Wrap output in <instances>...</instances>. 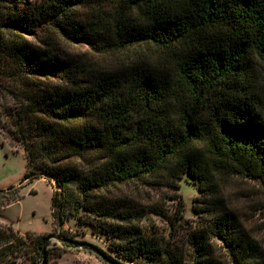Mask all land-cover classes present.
<instances>
[{
    "label": "trees",
    "instance_id": "16d2710c",
    "mask_svg": "<svg viewBox=\"0 0 264 264\" xmlns=\"http://www.w3.org/2000/svg\"><path fill=\"white\" fill-rule=\"evenodd\" d=\"M61 39H88L99 53L147 46L158 55L93 71L62 56ZM259 64L264 0H0V100L14 101L0 103L5 130L24 147L23 181H54L51 214L61 227L26 238L0 221V264H49L52 238L57 257L82 242L106 264H264L221 194L235 177L264 188V131L240 129L262 106ZM184 174L205 205H195V224L184 220L181 197L173 213L153 208L167 217L169 237L142 228L145 209L102 194L147 176L178 188ZM12 187L0 188V206L24 198ZM68 216L109 236V250L75 239L63 229Z\"/></svg>",
    "mask_w": 264,
    "mask_h": 264
},
{
    "label": "rangeland",
    "instance_id": "374dc122",
    "mask_svg": "<svg viewBox=\"0 0 264 264\" xmlns=\"http://www.w3.org/2000/svg\"><path fill=\"white\" fill-rule=\"evenodd\" d=\"M81 11L80 18L82 23L87 27V32L92 33L93 31L87 24V22L89 23L93 20L92 13L88 9ZM58 46L62 56L68 57L72 62L76 60L82 61L87 70L93 71L103 67L114 69L121 64H127L126 62L129 60L135 61L140 57L155 60L158 55L153 48L147 46L128 48L113 53H99L93 48L92 42L88 39L76 41H64L61 39ZM257 69L258 71L255 70L257 78L254 81V93L261 97L262 106L254 115L251 123L240 127L246 133L253 131L263 133L264 131V66L259 64ZM57 81L58 79H54L55 83ZM59 83L65 84L63 81ZM0 103L11 106L14 101L9 99V101L4 103L1 99ZM4 112L5 107L0 106V188H8L13 185L12 191L19 190V193L24 198L19 201H11V204L7 206H0V221L13 225L14 229L26 238L29 232L37 234L51 232L56 226L57 230H60L59 220H54L51 214L54 181H50L45 176L30 182L27 180L23 181L26 170V153L22 144L11 142L4 126L10 124V118ZM178 183V188H174L169 186L166 179L162 176H147L110 187L102 191V194L113 199L119 198L127 207H133L136 210L145 209L146 212L140 219L142 228L148 233L164 234L169 237L171 225L167 217L154 211L153 208L161 206L168 213H173L178 204V199L181 197L185 203L184 220L195 224L200 219L195 205H200V207L205 205L195 202L196 197L205 198V194L198 188L197 180L191 178L188 174H184ZM221 194L225 197V205L239 215L246 230L258 242L264 259V188L256 180L235 177L225 182ZM204 212L202 211V217L209 215ZM81 213H84L85 217L87 211L81 208ZM64 221L63 229L71 231L70 233H73L75 239L88 241L102 249L109 250L110 238L105 233L93 230L92 225L82 224L75 217L68 216ZM187 228L188 224L185 223L182 228L184 229L183 232ZM183 232L179 233L176 238L180 244L183 241ZM56 241L58 239L52 238L48 246L49 250H51L49 264H106L93 251L85 248V244L82 242L73 244V247L68 248L62 257H57L55 252L58 249L53 247ZM220 252L223 253V250ZM20 261L17 264H26Z\"/></svg>",
    "mask_w": 264,
    "mask_h": 264
},
{
    "label": "water",
    "instance_id": "95a60500",
    "mask_svg": "<svg viewBox=\"0 0 264 264\" xmlns=\"http://www.w3.org/2000/svg\"><path fill=\"white\" fill-rule=\"evenodd\" d=\"M45 258V257H44Z\"/></svg>",
    "mask_w": 264,
    "mask_h": 264
}]
</instances>
